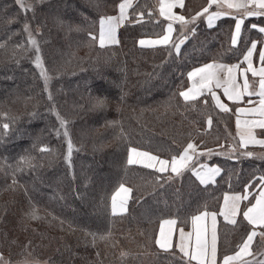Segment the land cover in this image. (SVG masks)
Listing matches in <instances>:
<instances>
[{
  "label": "trees",
  "instance_id": "obj_1",
  "mask_svg": "<svg viewBox=\"0 0 264 264\" xmlns=\"http://www.w3.org/2000/svg\"><path fill=\"white\" fill-rule=\"evenodd\" d=\"M119 2L43 0L36 4L33 13L22 9L16 0H0V42L6 44L0 47V114H8L7 118L0 115V128L3 123L10 124L6 134L0 132V253L11 264H20L27 257L39 261L50 258L52 264H186L175 250L162 251L154 243L150 248H141L139 244L146 243L149 232L157 233L160 220L177 218V224L186 228L197 209L217 212L224 192H240L244 184L256 177L250 185L252 190L264 174V154H217L228 152L227 146L236 144L232 113L218 110L207 95L196 98L195 107L179 96V91L188 86L187 73L192 68L213 60L240 62L255 37L249 21L234 46L230 41L234 23L231 18L218 21L213 28L201 20L196 35L182 45L181 54L177 56L173 51L169 56L165 45L137 43L140 38L163 35L167 24L157 11L149 17L147 10L143 20L132 23L136 11L156 3L137 0L128 10V21L118 29L120 43L101 47L97 43L99 15H114ZM206 2L185 0V8L176 12L187 16ZM9 18H13L11 23ZM26 19L40 43L44 66L51 76L48 90L52 100L44 91L39 69L32 63L34 51L19 55L14 48L18 43L26 44ZM37 25L42 34L36 33ZM77 25L82 30L78 31ZM174 28L176 38L179 24ZM88 29L94 32L95 41L87 35ZM13 52L18 53L19 63ZM91 97H105L107 103L94 108ZM53 106L68 120L74 145L71 166L64 159L67 140L56 113L50 110ZM208 115L212 116L211 126ZM189 134L199 147L213 149L200 162L221 168L215 184L201 186L186 170L183 176L160 188L153 179L159 173L127 164L130 146L168 159L183 150ZM218 143L224 147L217 148ZM42 145L51 151H42ZM26 154L36 157V168L19 171V157ZM121 182L133 189L129 210L109 223V213L103 211L101 200L109 204L112 192ZM75 191L82 198H77ZM60 194H67L66 199H59ZM245 204L247 201L242 206ZM33 206L44 214L35 231L21 223L19 216ZM238 220L241 223L236 226L222 222L219 225V260L236 251L250 230L242 216ZM85 229L101 233L110 229L112 236L97 240L93 246ZM141 230L145 235H141ZM260 238L250 247L254 254ZM28 240L34 246V250L28 249L31 256L22 247ZM122 250L131 255L121 257ZM260 253H264V248ZM260 253L247 264H260L264 260Z\"/></svg>",
  "mask_w": 264,
  "mask_h": 264
},
{
  "label": "snow or ice",
  "instance_id": "obj_2",
  "mask_svg": "<svg viewBox=\"0 0 264 264\" xmlns=\"http://www.w3.org/2000/svg\"><path fill=\"white\" fill-rule=\"evenodd\" d=\"M17 4L20 5L22 9L28 11L29 9L35 13L36 4L42 3L43 0H16ZM179 5L181 8H185V0H157L155 6L144 5L140 10L135 12L136 20L131 21L136 23L145 18V10L149 17L155 16L158 9L159 16L166 17L168 23L166 24L163 35H158L156 38H140L137 43L141 46H155V45H165L168 47L169 56H171L174 51L177 56L182 52V45L189 40L190 37H194L198 31L197 24L201 19L207 22L209 28H211L216 19L225 15H234L235 26L234 30L231 31V44L237 45L238 37L241 35V26L243 23V16H255L261 13L250 8L249 5L258 6L260 9H264V0H207L206 4L201 6L198 11H194L190 15H182L173 11ZM216 5L218 10L212 11L211 7ZM225 6L226 9L225 10ZM119 11L117 15H99V44L103 47L105 44H119L120 40L117 35V29L121 24L128 21L130 15L129 9L133 8V0H120L117 5ZM235 9V12L228 11ZM191 11V10H189ZM34 18V17H33ZM13 18H9V23ZM173 22H179V35L173 38ZM61 24L64 21H60ZM163 23V22H161ZM76 29L82 30L80 26H75ZM253 28L258 26L253 24ZM71 30V29H70ZM23 31L27 36L26 44L24 42L14 45V48L19 50V55H26L30 50L34 51L35 57L32 63L37 69H39V75L44 83V91L48 92V99L52 100V94L48 90L49 81L51 76L44 66L40 43L37 40L36 35H34L30 23L25 20L23 23ZM87 35L95 41L96 37L94 32L90 29L86 30ZM259 31L264 33V27H260ZM36 33H41V26L37 25ZM0 47H6L4 42H0ZM257 48V41L252 40L251 46L247 47V51L243 53V61L247 64V67H241L239 64H224L213 60L209 63L202 64L200 67H194L191 71L187 73L189 81L192 82V86L179 91V96L183 98L186 103H192L195 107L196 97L200 96L203 92H207L212 100L215 102V106L221 109L223 112L227 113L230 111L229 105L224 103L220 97L217 95L215 89H223V94L228 98V100L233 102H239L244 99L245 95L252 97L256 95L259 97L258 107H236L235 112L237 114H248V113H258L261 117L259 120H241V116H236V135L240 138V145L246 146L248 144H259L264 145V139H256L252 132V128L257 125L264 129V47L259 48V60L261 66L259 68L253 65V51ZM19 55L17 52H13V58L19 63ZM247 73H251L252 77H259L258 89L254 87L255 81L249 80ZM59 74V73H57ZM243 78V83L241 84L237 77ZM196 77V79H193ZM91 103L94 108H102L106 105L107 100L105 97H91ZM248 104L252 101L249 99ZM51 111L56 113V118L59 121L60 128H63V136L67 140V154L64 159L71 166V155L73 151V142L68 131V120L60 115L53 106ZM5 118H7V113H2ZM212 116L208 115L207 123L209 126L212 124ZM117 123V122H111ZM9 123H3L0 132L3 134L7 133L9 129ZM60 128H57L56 135L59 136ZM123 132V129H121ZM126 135V134H125ZM204 140L200 141L203 145ZM224 145L217 144V148H223ZM229 152H219V155H232L234 147L229 145ZM42 151H51L46 145L41 146ZM127 164L135 165L142 164L149 169H154L156 173L153 179L156 182V187L163 188L165 184L173 181L175 178L184 175L185 171H190L201 185H208L210 182L215 184L216 177L221 173V168L215 164L208 165L207 163H201L200 158L204 156H210L213 149L207 147H199L193 142L191 134L183 146V150L176 154H172L170 158H162L160 155H154L151 151L142 150L139 147H128L127 149ZM243 156L252 157L256 155L251 151H244ZM233 159L238 157L232 156ZM261 158H264L262 156ZM34 157L31 154L22 155L19 157L17 163V170L23 171L25 169L34 170L36 164L34 163ZM51 162V158H49ZM75 179V176H73ZM252 180L243 185V190L240 192L226 191L223 194V203L219 205V212L215 211H200L197 209L196 214L191 216L192 231L186 232L183 227L178 229V239H174V232L176 231L175 226L177 225V218L162 219L159 221L160 227L158 233L149 232L146 236V243L141 242L139 247L150 248L154 243L159 249L168 251L170 249H178L181 256V260L185 261L186 264H231L233 260H236L242 256L250 254V246L253 244L254 237L257 236V230L255 227L252 230L247 231L246 235L242 237V242L237 245L236 251L231 255L225 254L222 261L218 259V228H217V216H223L225 221H228L233 226L239 225L240 220L237 219L239 213L242 212L243 219L247 220L249 225L260 226L264 228V174L259 176V183L255 184L254 188L250 190V185L253 184ZM13 185L17 183L15 178L13 179ZM133 189L126 186L125 183L121 182L115 191L112 192L110 197V205L105 202L102 198L101 205L103 211L109 213V223L118 215L128 212V202L131 198V193ZM27 194V189H25ZM255 193V195H254ZM77 198H82V194L78 191L74 193ZM67 194H60L59 199H66ZM254 195L255 202L249 199L250 196ZM242 201H247V204H241ZM205 209L207 205H204ZM31 220H39L44 217L41 215L38 206H33L24 214ZM210 218V226L207 220ZM53 219L57 217L53 216ZM63 224V221H61ZM86 235L92 237L91 243L93 246L96 245L97 240H107L110 239L112 233L110 229L106 232H89L85 229ZM7 235V234H5ZM141 235H145V232L141 230ZM262 240H264V231L259 233ZM194 237V238H193ZM12 243H16L15 240ZM23 250L27 252L29 256L32 255L31 251L28 249L34 246L31 240H28L23 246ZM175 254V253H173ZM264 255V253H260ZM97 256L100 255L99 251L96 253ZM121 257L131 255L127 251H121ZM0 264H11V261H4L2 253H0ZM21 264H52L51 259L45 261L39 260H27L21 262ZM241 264H247L246 261L241 260ZM260 264H264V260L260 261Z\"/></svg>",
  "mask_w": 264,
  "mask_h": 264
},
{
  "label": "crops",
  "instance_id": "obj_3",
  "mask_svg": "<svg viewBox=\"0 0 264 264\" xmlns=\"http://www.w3.org/2000/svg\"><path fill=\"white\" fill-rule=\"evenodd\" d=\"M136 1H137V0H133V4H134ZM119 3H120V2H119ZM119 3H118V4H119ZM156 3H157V0H156ZM156 3H155V5H156ZM249 7H250V8H254V10L260 12L261 14H260V15H255V16H243V17H242L243 23H242V26H241V35H242V31H243V27H244V25H246V24H247L246 22L249 21V29L252 30V31H253V34L255 35V37H254L252 40H256V41H257V48L253 51V56H252L253 65H254V67L259 68V67L261 66V62H260V60H259V48H260V47H264V33H261V32L259 31V28H260V27H264V9H260L258 6H253V5H249ZM180 8H181V7H180L179 5H177L175 8H173V11L176 12V10H178V9H180ZM211 10H212V11H217L218 8H217L216 5H213V6L211 7ZM225 10H227V9H226V6H225ZM118 11H119V9H118V7H117V11H116V13H115L114 15H117V14H118ZM228 11L235 12L236 10H235V9H232V10H228ZM157 12H158V9H157ZM158 13H159V12H158ZM164 18L166 19V17H164ZM225 18H231V19L234 21V23H233V28H232V30H234L235 19H236V16H234V15H225V16L218 17V18L216 19L214 25H213L211 28L215 27V26L217 25L218 21H220V20H222V19H225ZM166 20H167V19H166ZM201 20H202V22L204 23V25H205L206 27H208L207 22H206L205 20H203V19H201ZM167 23H168V21H167ZM176 23L179 24V22H173V28H174V25H175ZM253 24L257 25L258 27H257V28H253V27H252ZM122 25H123V24H121L120 27H121ZM120 27H119V28H120ZM119 28H118V29H119ZM208 28H209V27H208ZM118 29H117V35H118ZM174 30H175V28H174ZM241 35H240V37H238V43H239V41H240ZM252 40H251V41H252ZM230 41H231V38H230ZM251 41L249 42V44H248L247 47H250V46H251ZM97 43H98L99 46H101V45L99 44V32H98V36H97ZM238 43H237V44H238ZM111 45H114V44H105L103 47L111 46ZM234 46H235V45H234ZM247 47H246V49L244 50V52L247 51ZM244 52H243V53H244ZM210 62H211V61H210ZM207 63H209V62H207ZM219 63H221V62H219ZM224 64H226V63H224ZM236 64H239L241 67H247V64L243 61V55H242V57H241L240 62H238V63H236ZM200 66H201V65H200ZM200 66H198V67H200ZM190 71H191V70H190ZM247 76H248L250 82H251V81H255L254 87H255L256 89H258V81H259V77H252L251 73H247ZM237 78H238L239 82L242 84V83H243V78H242V77H239V76H238ZM193 79H196V77H194ZM188 82H189V83H188V86H187L186 88L192 86V82L189 81V79H188ZM215 91L217 92V95L220 97V99H221L224 103H227V104L229 105V108H230L229 113H232L233 116H234V120H235V126H234V138H235L236 144L233 146V147H234V150H233L232 152H244L243 150L250 149V151L253 152V153H255V154H256V153H257V154H259V153L264 154V145H259V144H248V145L242 147V146L240 145V138H239L238 135H236V133H237V129H236V116H237V115H240V116H241V120H242V121L245 120V119H247V120H259L261 117L259 116L258 113H255V114H254V113H248V114H237V113L235 112V108H236V107H258V106H259V97L256 96V95H253L252 97H248L247 95H245V97H244L243 100H241V101H239V102H233V101L228 100V98H227L226 96H224V94H223V89H222V88H220V89H215ZM203 95H207V96H209V98L211 99L213 105L215 106V102L212 100L211 96H210L207 92H203L200 96H203ZM200 96H197L196 98H198V97H200ZM249 99L252 101L251 104H248V103H247V101H248ZM215 107H216V106H215ZM216 108H217V107H216ZM217 109L220 110V111H222V110L219 109V108H217ZM222 112H223V111H222ZM224 113H225V112H224ZM252 132H253V134L255 135V138H256V139H264V129H261L258 125H257L256 127L252 128ZM228 150L230 151L229 146H227V151H228ZM229 151H228V152H229ZM127 156H128V152H127ZM135 165H137V166H141V167H144V168H146V169H149V168H147L146 166H144V165H142V164H135ZM208 165H209V164H208ZM150 170H154V169H150ZM154 171H155V170H154ZM192 175H193V174H192ZM219 175H220V174H219ZM219 175H218V176H219ZM218 176L216 177V179L218 178ZM193 177L196 179V177H195L194 175H193ZM196 181L199 183V181H198L197 179H196ZM199 184H200V183H199ZM211 184H212V183L210 182L208 185H211ZM200 185H201V184H200ZM201 186H207V185H201ZM254 195H255V193H254ZM254 195H253V199H252V202H253V203L255 202ZM243 202H244V201H242L241 204H242ZM222 203H223V196H222V199H221L220 204H222ZM109 205H110V203H109ZM209 212H211V211H209ZM217 212H219V209H218ZM124 214H125V213H124ZM120 215H123V214H118L117 216H120ZM240 216H242V218H243V214H242V212L238 214L237 219H238ZM167 219H169V218H167ZM244 220H245V219H244ZM245 221L247 222V220H245ZM221 222H222V223H225V224H227V225H231V226H233V225H232L231 223H229L228 221H225L224 218H223V216H220V215L217 216L218 243H219V225H220ZM207 223H208L209 226H210V223H211L210 218L207 220ZM247 223H248V222H247ZM248 225H249V224H248ZM159 227H160V224H159ZM159 227H158L157 233L159 232ZM180 227H181V226H179L178 224L175 226L176 231L174 232V239H178V229H179ZM249 227H250V230H252L253 227H255L256 230H257V236L254 237V240H255L258 236H260L259 233H260L261 227H260V226H252V225H249ZM183 228H184V227H183ZM184 230H185L186 232H188V231H192V230H193V229H192L191 217H190V219H189V224H188V226H187L186 228H184ZM250 230H249V231H250ZM193 238H194V237H193ZM253 242H254V241H253ZM157 247H158V246H157ZM250 247H251V246H250ZM158 249H159V247H158ZM159 250H161V249H159ZM170 250H175V251L178 252L181 256L183 255L182 253L179 252L178 249H170ZM170 250H168V251H170ZM237 250H238V249H237ZM162 251H164V250H162ZM251 254L254 255V253H252L251 250H250V254H249V255L242 256V257H240V258H238V259H236V260H233V261L231 262V264H241V260H243V261H247V260H249V258H251V256H252ZM252 257H253V256H252ZM222 259H223V258H221L220 260L222 261ZM194 264H195V262H194Z\"/></svg>",
  "mask_w": 264,
  "mask_h": 264
},
{
  "label": "rangeland",
  "instance_id": "obj_4",
  "mask_svg": "<svg viewBox=\"0 0 264 264\" xmlns=\"http://www.w3.org/2000/svg\"><path fill=\"white\" fill-rule=\"evenodd\" d=\"M232 146H234V143H232L231 144ZM229 151V150H228ZM26 212H23V213H20L19 214V216H20V221H21V223H23L24 225H26V226H28V228L30 229V230H32V231H35V230H37L38 229V227H40V220L41 219H39V220H31V219H29L28 217H25V214ZM41 213V215L42 216H44V214L42 213V212H40ZM118 243V246H121L122 244L120 243V242H117ZM259 243V248H258V250L255 252V254L254 255H252L251 256V258H249V260H251L250 261V263L251 262H253L254 260H256V258H257V256L259 255V253L261 252V251H263V248H264V240H262L261 238H260V241L258 242ZM3 259H4V261H6V257L4 258L3 257ZM27 260H32V258H30V257H27L26 258ZM24 261V260H23ZM14 264H16V263H14ZM20 264H21V262H20Z\"/></svg>",
  "mask_w": 264,
  "mask_h": 264
}]
</instances>
